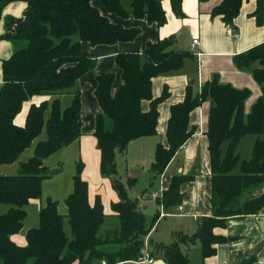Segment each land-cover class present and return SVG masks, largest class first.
I'll list each match as a JSON object with an SVG mask.
<instances>
[{"label": "trees", "instance_id": "trees-1", "mask_svg": "<svg viewBox=\"0 0 264 264\" xmlns=\"http://www.w3.org/2000/svg\"><path fill=\"white\" fill-rule=\"evenodd\" d=\"M13 0H0L3 8ZM93 0H25L22 15H6L0 39H7L17 48L0 63V165L18 162L14 174H0V203L9 205L0 213L1 264H108L137 260L141 256L144 239L159 219V210L149 225L139 207L138 198L128 196L127 187L136 178L127 177L125 185L118 177L113 186L118 200L111 204V214L119 219L117 228L99 235L105 213L103 202L96 194L91 203L88 182L82 177L83 162L78 161L72 176V190L64 198L66 217L71 236L63 228L64 214L58 210V200L46 197L38 210V226L28 228L24 245L16 244L11 236L17 233L26 216L25 206L32 198L41 199L42 184L49 178L47 157L81 135V92L77 80L95 65V59L83 49L82 41L92 45L112 44L133 40L139 33L135 27H124L102 14ZM171 10L184 16L182 0H169ZM206 1V0H199ZM244 0H220L210 11L211 17H220L232 25ZM252 16L257 25L264 23V0H255ZM100 6L120 17L132 15L145 18L161 26L166 13L161 0H130V9L121 0H99ZM234 33V32H233ZM175 34L147 43L142 53L119 52L115 62L121 70L122 84L112 90L113 72L97 76L95 96L100 111L95 117L93 135L100 152V170L116 173L115 156L124 154L130 140L157 134L158 106L169 96L165 85L159 96H153L152 79L160 73L178 70L188 50H175ZM240 69L251 71L261 85L262 93L245 113L244 103L250 89L237 88L219 81L217 74L206 80L198 92L186 87L181 101L170 106L166 124V144L158 141L154 160L150 165L152 179L159 178L168 163L188 138L196 131L190 125V113L210 99L205 131L210 162V214L202 216L195 232H172L173 242L162 244L148 240L150 252L161 256L167 264H183L188 256L181 245L200 242L203 258L216 252V245L230 237L217 234L227 218L234 215L256 214L264 208V192L251 196L264 185V41L233 56ZM257 65H253L255 62ZM70 97L63 107L59 95ZM33 96H50L31 103L22 125L14 118L24 101ZM148 101V108L142 102ZM253 134L256 139L249 159H241L236 151L239 140ZM227 141L225 152L221 146ZM32 146L30 155L20 160L21 154ZM239 164L240 173H232ZM193 178L192 174H175L162 195L156 198L165 210L182 202L181 184ZM120 245L114 252L102 251V245ZM254 257L238 264H253Z\"/></svg>", "mask_w": 264, "mask_h": 264}, {"label": "crops", "instance_id": "crops-1", "mask_svg": "<svg viewBox=\"0 0 264 264\" xmlns=\"http://www.w3.org/2000/svg\"><path fill=\"white\" fill-rule=\"evenodd\" d=\"M219 2L220 0H182L184 16H177L171 10L170 1L161 0L162 7L166 13V22L161 26H157L155 23L147 22L145 18H136L132 15L120 17L116 13L109 12L100 6L99 0H93V4L97 6L100 12L106 15L111 21L124 27L138 28L139 33L133 40L116 41L112 44L92 45L88 41H82L81 44L83 49H85L88 54L95 59V65L77 80V86L81 92V135L77 140L63 148H60L49 157L54 156V154H57L58 152H61V155L75 153L74 157H76L78 161L81 160L83 162V169L81 173L82 177L87 180L89 176H91L90 174H92L96 175L97 180H99L97 165L100 166V152L99 149L96 150V138L93 135L95 117L100 111V107L94 93L97 85V76L104 72H113L114 81L112 90L115 91L122 84L121 70L115 62L116 55L119 52L142 53L147 43L155 42L170 34H175L176 37L172 48L175 50H188L192 53V56L187 57L184 60V64L180 69L160 73L152 79L153 96H159L165 85L169 90L168 98L161 102L158 106L159 119L157 134L159 138L156 140V143L160 141L163 144H166L165 130L169 117L170 106L183 99L186 87L188 85L192 87L193 84L196 83V87H194V90L192 91L198 92L201 85L206 80L211 79L215 74H217L219 81L222 83H229L237 88L250 89V95L244 103L245 113H248L251 105L261 95L262 88L261 85L253 78L251 71L240 69L236 66L233 56L238 52L244 51L251 46L264 41V23L260 26L257 25L254 17L252 16L256 1L244 0L238 15L233 20V24L231 26L227 25L220 19V17L210 16L211 9ZM123 5L125 7V3H123ZM25 6V0H13L3 8L2 13L4 16L12 14V16H20L22 15ZM129 9L130 1L129 8L127 10ZM232 32H234V35ZM176 33H180V35L185 34V41L179 43L180 38L177 39V37L180 35L176 36ZM195 38L198 39V44L193 46L192 40ZM2 59L4 58H0V63ZM192 79L194 81L193 83H190V80ZM49 98L50 96H37L35 102L38 103L43 99ZM59 98L62 106H67L70 97L67 94H61L59 95ZM142 108H148V101L142 102ZM209 109L210 99H207L199 107L191 111L190 125L196 127V131L185 142V149L177 151L179 153L186 152L182 160L183 166L179 167L180 162L178 161L177 166L179 171L171 174L164 171L158 178V187L161 193L167 188L173 175L180 173L193 175L191 180L185 181L181 184L180 189L183 196L180 206L182 209L179 211H176L175 208L167 210L173 212L171 215H174L182 221L185 218L198 221L202 216L209 215L211 212L209 202L211 193V175L209 152L207 149L208 141L205 134ZM16 117L17 115L14 118V122L17 125H22L25 117L20 119L19 122L16 121ZM157 134L154 136H157ZM245 136H253L250 137L251 139L249 140H251L254 144L256 139L255 135L247 134ZM61 158L57 159L52 165H56L57 167L61 166ZM91 159H93V162L90 165L89 163ZM173 159L171 161H173ZM12 164L10 165L12 166ZM128 176H131V174L127 175V177ZM49 186L55 190L56 182L50 183ZM71 190L72 175L69 180H66L65 188L60 194V197L64 196L65 198ZM263 192L264 185L255 189L250 197L257 196ZM96 194H99L102 199L103 210L105 207L110 205V209L107 208L108 210H106L107 213H111V204L118 200L117 192L111 191L107 193V191H105L104 194L101 192L95 193V191L91 192L88 183V198L91 203L93 202ZM34 199L36 198L30 199L29 202H34ZM148 199H151L149 194H143L141 196L139 199V207L141 209H146L148 207V205L145 204ZM154 202L157 206L158 204L156 200ZM42 203L43 200L39 199L37 203L38 210ZM156 206L154 209L155 212L159 210ZM61 213L66 215V210ZM167 216L169 215H165L157 220L147 238L151 239L150 235L152 230H156L161 220ZM198 222L197 224L195 223V228H193L195 229L194 232L197 229ZM177 230H182L184 233H187L181 227L174 231ZM215 232L217 234L229 236L230 239L225 243L217 244L215 254L206 258H203L201 255V245L199 241L189 245H182L185 247H181V249L186 252L188 256L187 262L183 264H238L241 260L248 257L255 258L253 264H264V208L256 214L230 216L227 218L226 227L216 228ZM11 238L18 245H24L26 243V241L24 242L21 237H18L15 234H13ZM155 242L159 241L155 240ZM107 245L108 244L102 245L101 249L105 251L103 247ZM114 245H117L116 248H114V251L118 250L120 245ZM150 248H152V246L149 244V250ZM191 248H193L192 251ZM114 251L112 250L110 252ZM151 254L154 257V260L151 262H145L137 259L120 261L115 264H167L161 256H155L154 253ZM71 264L78 263L77 261H74Z\"/></svg>", "mask_w": 264, "mask_h": 264}, {"label": "rangeland", "instance_id": "rangeland-1", "mask_svg": "<svg viewBox=\"0 0 264 264\" xmlns=\"http://www.w3.org/2000/svg\"><path fill=\"white\" fill-rule=\"evenodd\" d=\"M129 1L130 0H121V3H125L124 8H129ZM93 2V1H92ZM13 15V14H12ZM15 16V15H14ZM5 19V16L3 13L0 15V33L4 31L3 28V21ZM177 34V33H176ZM179 39V43L182 41H185L186 35L181 34L177 39ZM12 48V49H11ZM17 46H13L12 42H10L7 39H0V58H6L9 56L10 52H13ZM12 51H11V50ZM184 49V48H183ZM185 50V49H184ZM258 64L256 61L253 65ZM194 87H196V83L193 84L191 87L192 90H194ZM36 97L33 96L30 101H24L22 104V107L20 111L17 113L16 121L19 122L20 119H23L25 117V114L28 110V107L31 103H36ZM156 135V134H155ZM249 137V138H248ZM250 137L253 136H245L242 137L236 147V151L239 153L241 159H249L252 155V148H253V143L251 142ZM158 134L157 136L154 135H149V136H142L138 138H134L129 141L126 151L124 154L119 153L118 151L116 152L115 156V164H116V173L113 174H107V173H102L100 170V166L97 165V171L99 175V180H97L96 175L89 176L88 183H89V188L90 191L95 193L101 192L105 193V191L108 192H115V188L113 186V180L114 178L118 177L122 180V182L126 185L127 184V175L131 174V170L134 167H141V172L136 178L135 182L129 187H127V193L128 196L131 198H141L143 194H150L151 193H160L159 187H158V178L154 180V183L150 185L151 179H152V172L150 170V165L154 160V145L156 143V140L158 139ZM227 146V141H224L222 143L221 149L222 152H225ZM95 147H97V143H95ZM98 150V148H96ZM95 150V151H96ZM32 151V146L27 148L20 156V160H24L23 158H27ZM29 154V155H28ZM186 154V152H176L174 155L173 161H170L166 167L165 172L167 173H175L179 171V168L177 166L178 161L179 167L183 166V156ZM61 152H58L57 154H54V156H51L49 158H46L44 161V164H46L48 167L50 166L51 168L57 167L56 165L53 166L52 164L56 162L57 159L61 158V167L62 171L54 175L53 177L46 178L43 181V190H42V197L41 200H44L46 197H52L53 199L58 200V210L59 212H64L66 210V206L64 204L63 198L64 196L60 197V194L63 192L65 185H66V180L70 179V176L76 172V165L78 163V160L75 156V153H70L67 155L62 154ZM171 159V160H172ZM264 161V158H263ZM93 159L90 160V165L92 164ZM138 165V166H137ZM53 166V167H52ZM49 167V170L51 169ZM19 165L18 162H15L12 164H1L0 165V174H14L18 171ZM49 173V172H48ZM232 173H240V165L237 164L233 170ZM53 178V179H51ZM56 182V188L53 190L49 184ZM54 191V192H53ZM253 194V193H252ZM251 194V195H252ZM250 197V196H249ZM151 199H148L145 204L148 205L146 209H143V213L145 215L146 223L147 225L150 224L152 220V216L155 213L154 209L156 206V203L154 202L155 199L150 196ZM138 199V200H139ZM38 200L39 199H34V202H28L25 206L26 210V216L23 220V225L21 229L15 233L18 237H21L24 242H25V233L28 228L31 227H36L38 226ZM109 200V198H108ZM110 204V203H108ZM108 205L107 207L104 208V213L105 217L103 220V223L100 226L99 230V235H104V233L108 230L117 228L119 226V219L116 216L111 215V213H107V208L110 209ZM9 205L0 203V213L5 212L8 209ZM157 209L159 208L158 205L156 206ZM107 209V210H106ZM200 221V219L198 220ZM198 221H193L189 218H185L183 221L179 220V218L175 217L174 215H169L161 220V222L158 224V227L156 230H152L151 232V239L153 241H159L158 243L162 244H171L173 242V238H171V234L174 230L179 229L180 227L184 229L185 232L187 233H193L195 229L194 226L197 224ZM196 223V224H195ZM199 223V222H198ZM63 228L67 236H71V231H70V226H69V221L66 215L64 216L63 219ZM24 244V243H23ZM116 243H108L107 246L103 247L105 250L104 252L109 253L110 251H114V248L116 246L114 245ZM181 247H185L182 246ZM193 248H191L192 251ZM103 251V250H102ZM1 264V261H0Z\"/></svg>", "mask_w": 264, "mask_h": 264}, {"label": "built area", "instance_id": "built-area-1", "mask_svg": "<svg viewBox=\"0 0 264 264\" xmlns=\"http://www.w3.org/2000/svg\"><path fill=\"white\" fill-rule=\"evenodd\" d=\"M233 35H234V33H233ZM196 44H198V39L195 38V39L192 40V45L194 46ZM184 149H185V143L182 144L179 147L178 150H184ZM161 195H162V192L161 193H151L150 194V196L152 198H154V199L160 197ZM181 209H182V207L180 205L175 207L176 211H179ZM171 214H173V212L165 210L163 205L161 203L159 204V218H161V217H163L165 215H171ZM147 239H148L147 237L144 239V246L141 249V256L138 258V260H142V261H145V262L146 261L147 262H151V261L154 260V257H153V255L151 254V252L149 250V245H148V240ZM100 264H108V263L105 260H101Z\"/></svg>", "mask_w": 264, "mask_h": 264}, {"label": "water", "instance_id": "water-1", "mask_svg": "<svg viewBox=\"0 0 264 264\" xmlns=\"http://www.w3.org/2000/svg\"><path fill=\"white\" fill-rule=\"evenodd\" d=\"M179 35H180V33H177L176 34V36H179ZM193 81H194L193 79L190 80V83H193ZM60 171H62V168L61 167H53V168H51L49 170L48 176L49 177H53L54 175H56ZM140 172H141V167H134L131 170V176L136 178V177L139 176ZM106 173L107 174H110V169L109 168H107V172Z\"/></svg>", "mask_w": 264, "mask_h": 264}]
</instances>
